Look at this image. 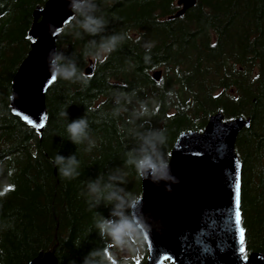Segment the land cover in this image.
<instances>
[{
    "label": "trees",
    "instance_id": "obj_1",
    "mask_svg": "<svg viewBox=\"0 0 264 264\" xmlns=\"http://www.w3.org/2000/svg\"><path fill=\"white\" fill-rule=\"evenodd\" d=\"M46 1L0 0V264H29L49 250L59 264H84L98 250L105 264H119L96 223L115 218L118 205L130 218L128 202L141 194L134 161L142 150L152 152L146 141L163 133L156 152L168 161L179 134L203 130L218 110L251 118L236 144L244 165L241 207L247 252L264 251V0H196L180 17H172L177 0H85L84 14L106 28L89 35L81 27L85 15L75 12L58 33L59 68L76 73L47 92L46 126L38 133L12 113L9 97L30 50L33 12ZM114 33L125 37L116 50L95 55L101 38ZM91 60L94 71L86 75ZM155 70H162L159 81ZM79 118L88 126L75 144L66 127ZM57 155L65 163L74 157L78 175L61 176ZM252 170L261 171L260 183L247 179ZM145 258L143 252L128 264Z\"/></svg>",
    "mask_w": 264,
    "mask_h": 264
},
{
    "label": "water",
    "instance_id": "obj_2",
    "mask_svg": "<svg viewBox=\"0 0 264 264\" xmlns=\"http://www.w3.org/2000/svg\"><path fill=\"white\" fill-rule=\"evenodd\" d=\"M85 0H47L33 12L28 30L30 50L11 82L9 107L38 133L46 126V95L58 78L49 68H59L57 36L75 17L71 5ZM196 0H178L182 16ZM94 71L93 61L85 74ZM161 71L153 77L160 79ZM251 125V118L226 119L221 110L212 113L203 130L179 134L169 155L172 179H141V195L130 208L139 218L147 250L145 264H264V251L241 253L235 224V180L240 177V225L243 162L236 152L238 135ZM170 187V191L166 188ZM29 264H59L55 250L42 251Z\"/></svg>",
    "mask_w": 264,
    "mask_h": 264
},
{
    "label": "clouds",
    "instance_id": "obj_3",
    "mask_svg": "<svg viewBox=\"0 0 264 264\" xmlns=\"http://www.w3.org/2000/svg\"><path fill=\"white\" fill-rule=\"evenodd\" d=\"M87 5L85 3H76L74 2L71 7L74 12H80L84 14L83 8ZM85 15L84 22L81 24V27L89 34V35H99L101 31L106 28L105 20L101 18H96L91 15ZM123 34H112L107 37H102L101 42L97 48V52L95 55H99V50H104L107 53H111L116 50V47L119 43L124 40ZM93 54V53H90ZM61 57L57 56L55 58L56 61L60 60ZM53 77L61 78L67 80L73 77L76 73V68L73 66L70 69L65 68H49ZM81 78H83L81 74ZM63 116H67V112L61 113ZM88 126V122L86 118H79L74 120L73 122L67 124L66 131L68 133L69 138L73 143L79 144L83 137L86 136L85 129ZM165 137L163 133L146 141L152 148V152H148L147 149L142 150L143 154L140 158L134 161L137 174L141 179H150L159 178V179H172L174 182H178L175 178L171 177L169 174L170 165L167 159L164 156L159 155L156 152V143H163ZM90 150V149H89ZM55 164L59 166L58 172L61 176L65 178H73L78 175L75 171V166L77 165V161L74 157L69 158L67 163H65V159L62 156L57 155L54 158ZM129 163H133V161H129ZM167 191H170V187L166 188ZM92 191L98 192V189L93 186ZM111 199V197L109 198ZM129 208L132 206V201H129ZM113 215H117L119 219L117 220H101L96 223V228L99 229L101 237L107 236L113 243L117 240H122L127 237L133 230L136 232H142V225L138 223L139 218L130 219L127 215H125L124 210L118 205V211L114 212ZM96 256H100L102 259L100 264H105L107 261L106 255H104V250H98L90 252L84 258V264H93V258Z\"/></svg>",
    "mask_w": 264,
    "mask_h": 264
},
{
    "label": "rangeland",
    "instance_id": "obj_4",
    "mask_svg": "<svg viewBox=\"0 0 264 264\" xmlns=\"http://www.w3.org/2000/svg\"><path fill=\"white\" fill-rule=\"evenodd\" d=\"M250 178L253 179L256 182V184L260 183L262 180L261 171H257V173L253 172V170L251 172L248 171L247 179L250 180ZM243 180H244V176H243ZM249 186L251 187V182L249 183ZM250 192H251V198H253L254 194L251 191V189ZM253 216H254V212L251 210H249L246 213L245 221L248 222L250 225L253 222ZM117 219H119L118 216H116L112 220L115 221ZM144 251L145 248L142 243L136 244L134 233L132 231L127 237L123 238L122 240H117L114 243L112 242L110 255L114 260H116V263L128 264L134 262V260L137 259L139 255Z\"/></svg>",
    "mask_w": 264,
    "mask_h": 264
},
{
    "label": "snow or ice",
    "instance_id": "obj_5",
    "mask_svg": "<svg viewBox=\"0 0 264 264\" xmlns=\"http://www.w3.org/2000/svg\"><path fill=\"white\" fill-rule=\"evenodd\" d=\"M235 205H236V210H235V224L237 226V230H238V235H239V243H240V247H239V251L241 253L244 252V233H243V229L239 227L240 225V212H239V201H240V177L239 174H237L236 176V180H235Z\"/></svg>",
    "mask_w": 264,
    "mask_h": 264
}]
</instances>
